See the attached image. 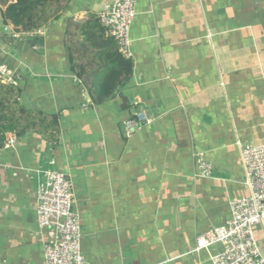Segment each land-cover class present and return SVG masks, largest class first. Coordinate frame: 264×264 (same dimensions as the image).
I'll list each match as a JSON object with an SVG mask.
<instances>
[{
    "label": "crops",
    "instance_id": "crops-1",
    "mask_svg": "<svg viewBox=\"0 0 264 264\" xmlns=\"http://www.w3.org/2000/svg\"><path fill=\"white\" fill-rule=\"evenodd\" d=\"M113 1L70 0L40 34L0 39L14 81H0V264H45L44 171L73 185L88 264H212L223 247L198 251V237L249 196L241 147L264 146V0H137L129 75L98 20ZM254 233L264 256V221Z\"/></svg>",
    "mask_w": 264,
    "mask_h": 264
},
{
    "label": "built area",
    "instance_id": "built-area-1",
    "mask_svg": "<svg viewBox=\"0 0 264 264\" xmlns=\"http://www.w3.org/2000/svg\"><path fill=\"white\" fill-rule=\"evenodd\" d=\"M137 16V0H114L99 14L105 34L116 43L119 53L131 60V28ZM40 34V30L37 31ZM42 34V33H41ZM34 34H28L32 38ZM21 34L13 31V38ZM8 71L0 66V81L14 84ZM11 75H9L10 77ZM147 118H139L143 122ZM129 122L127 131L137 127ZM16 135H9L6 148H14ZM246 170L249 196L231 202L232 218L222 227L214 228L197 239V250L220 245L223 250L211 257L212 264H264V256L255 237L254 229L264 221V146L241 147ZM202 176L212 173L210 164L201 162ZM41 173V172H40ZM37 184L38 223L42 231L53 232L45 244V264H88L82 253V228L79 213L74 209L73 185L67 176L55 170L41 173Z\"/></svg>",
    "mask_w": 264,
    "mask_h": 264
},
{
    "label": "trees",
    "instance_id": "trees-1",
    "mask_svg": "<svg viewBox=\"0 0 264 264\" xmlns=\"http://www.w3.org/2000/svg\"><path fill=\"white\" fill-rule=\"evenodd\" d=\"M69 1L70 0H0V4L4 7L0 12L2 24L4 26H14L18 31L26 33L46 28L52 21L58 20ZM100 26L105 32L103 26L101 24ZM109 39L113 41L112 38L109 37ZM116 57L118 59L117 63L121 67L120 75L124 73L127 75L131 74L132 64L130 60L125 59L119 51ZM106 87L107 85L98 89V91L101 93L107 89ZM5 88L6 87L0 83V147L4 146L5 141L3 137V131L5 130L2 129V126H4L5 121L9 118L7 114H5V110L7 109L6 106L9 104V94L3 92ZM11 89L13 88H10L9 91ZM114 89L115 86L110 87L102 97L96 98V101H103L105 98L109 97ZM10 122H15L14 118H12ZM25 132L27 131L23 129L18 134L22 135Z\"/></svg>",
    "mask_w": 264,
    "mask_h": 264
},
{
    "label": "rangeland",
    "instance_id": "rangeland-1",
    "mask_svg": "<svg viewBox=\"0 0 264 264\" xmlns=\"http://www.w3.org/2000/svg\"><path fill=\"white\" fill-rule=\"evenodd\" d=\"M2 9H4V7L0 4V12ZM0 29H1V33H0V39H1L4 36V34H6L7 37L9 36L10 38H13V31L15 32V30L17 28H15L14 26H11V25L4 26L2 24V21H0Z\"/></svg>",
    "mask_w": 264,
    "mask_h": 264
}]
</instances>
